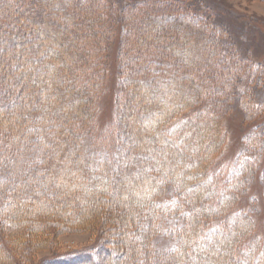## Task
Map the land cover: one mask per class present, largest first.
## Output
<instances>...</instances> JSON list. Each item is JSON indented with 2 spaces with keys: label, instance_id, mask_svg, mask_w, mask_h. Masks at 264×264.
Masks as SVG:
<instances>
[{
  "label": "trees",
  "instance_id": "1",
  "mask_svg": "<svg viewBox=\"0 0 264 264\" xmlns=\"http://www.w3.org/2000/svg\"><path fill=\"white\" fill-rule=\"evenodd\" d=\"M215 10L0 0V264H29L41 242H24L56 215L100 240L44 264H264L244 205L264 176V123L232 168L218 157L236 107L248 124L264 116V67L211 27ZM163 219H182L165 252Z\"/></svg>",
  "mask_w": 264,
  "mask_h": 264
},
{
  "label": "rangeland",
  "instance_id": "2",
  "mask_svg": "<svg viewBox=\"0 0 264 264\" xmlns=\"http://www.w3.org/2000/svg\"><path fill=\"white\" fill-rule=\"evenodd\" d=\"M81 1L83 2V0ZM203 2L216 9V17L213 18L214 20L212 19L215 27L212 26L213 23L211 27L216 31H221L223 28L227 29V32L230 33L229 39H234L237 42L236 46L241 50V53L250 56L257 62H261L264 67V0H203ZM207 8L208 6L205 9L207 10ZM138 21L143 23L140 20ZM188 25L193 26V24ZM111 91L102 100L100 121L104 124L114 121L116 118ZM226 123L227 145L223 147L218 157L226 166L233 167L239 159L238 156L246 147V136L253 131L256 125L264 123V116L248 124L244 122L242 110L236 107L229 114ZM244 205H246V208L253 210L252 218L257 224V236L262 246H264V176L261 174H258L248 185ZM255 208L256 212H254ZM44 219H47V217ZM48 219L58 222V224L44 227L38 237L32 238L30 236L29 240L27 239V242H24L26 245L32 243V240L41 242L40 245H36L37 247H32L33 249L30 247L34 259L29 264H44V260L49 257L59 256L70 251L92 249L97 246L100 240V233L97 232L98 227L96 226L92 228L78 227L76 229L58 215L51 216ZM181 224L182 219H163L161 221L163 234L157 238L160 251H169L176 245L175 239L169 237L167 231L173 230ZM64 226L73 229H67ZM29 228L23 229V236L30 235L25 233V230H30ZM101 259L106 261L107 256L104 255Z\"/></svg>",
  "mask_w": 264,
  "mask_h": 264
}]
</instances>
